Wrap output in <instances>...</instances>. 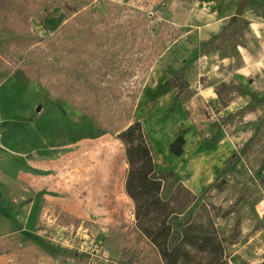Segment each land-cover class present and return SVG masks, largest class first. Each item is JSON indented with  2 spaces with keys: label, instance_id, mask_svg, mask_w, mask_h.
<instances>
[{
  "label": "rangeland",
  "instance_id": "rangeland-1",
  "mask_svg": "<svg viewBox=\"0 0 264 264\" xmlns=\"http://www.w3.org/2000/svg\"><path fill=\"white\" fill-rule=\"evenodd\" d=\"M188 1L193 14L205 3ZM207 1L230 18L249 0ZM171 5L0 0V211L19 231L32 219L38 232L1 240L0 253L24 249L19 257L29 259L35 245L45 253L39 264L45 257L49 264H165L145 230L166 221L174 233L185 224L202 236L216 233L227 264H264V114L222 108L212 126L196 131L200 122L181 105L195 94L201 57L215 45L208 51L188 30L158 20ZM143 16L154 20L135 38L127 26ZM149 35L160 52L153 59L150 45L139 47ZM218 88L222 105L237 100L229 83ZM200 108L204 118L214 115L209 104ZM133 121L148 138L167 205L155 216H138L126 191L119 135ZM179 135L186 144L177 157L169 145ZM188 250V264L204 261ZM11 262L0 260L23 264Z\"/></svg>",
  "mask_w": 264,
  "mask_h": 264
},
{
  "label": "crops",
  "instance_id": "crops-1",
  "mask_svg": "<svg viewBox=\"0 0 264 264\" xmlns=\"http://www.w3.org/2000/svg\"><path fill=\"white\" fill-rule=\"evenodd\" d=\"M203 1L205 3L202 9L197 14H193L192 10L190 11L186 7L189 6L188 0H170L173 10L167 13L165 17L159 16L158 19L167 21L177 28L188 30L186 34L190 35L195 43L207 44L208 51L215 45L216 51L203 53L201 57L199 86L195 83V94L181 105L183 111H188L193 116L191 119L197 123L200 122L199 128H196L198 132L212 126L216 111L222 108L223 110L235 109L236 105L241 104V107H252V109H248V114H264V0H249L246 9L238 14L237 12L232 14L230 18L237 17L238 20L230 27L228 25L230 18L227 17L226 13L222 14L220 10L215 9L211 4L212 2ZM242 22L243 26H241ZM227 29H235L238 32L233 33V37L228 38L225 34ZM226 82L232 86L233 93L237 95L235 101H238H232L229 106L222 105L218 88L221 83ZM203 104H209L211 113L214 112L213 116L203 117L200 108ZM32 225L33 220L31 219L19 231L17 223L12 217L4 211H0V241L21 234L22 236H29L31 232L37 234V231L31 229ZM31 247H34L35 251L30 252L32 254L29 259L27 256L25 259L19 257L26 252L23 249L21 250L22 254L15 253L16 251L1 252L0 260L12 258L11 263L16 261V263L21 262L23 264H39L40 258L45 253L35 245ZM30 251L32 250L30 249ZM44 259L47 261L46 264L50 263L46 257Z\"/></svg>",
  "mask_w": 264,
  "mask_h": 264
},
{
  "label": "trees",
  "instance_id": "trees-1",
  "mask_svg": "<svg viewBox=\"0 0 264 264\" xmlns=\"http://www.w3.org/2000/svg\"><path fill=\"white\" fill-rule=\"evenodd\" d=\"M152 20L154 19L146 16L137 17L136 21L129 23L126 32L135 33L136 38ZM159 35L160 32H157L156 36L160 40ZM148 45L151 47L150 57L153 59L160 52L157 43L150 35L146 40L141 39L139 47L141 51H144ZM129 49H133L132 46H129ZM163 49H167V46L164 45ZM124 126L126 127L123 128L119 138L125 147L126 160L129 165L126 182L127 194L135 202L138 216H155L158 212L165 211L167 205L159 196L161 182L154 176L153 152L140 122H125ZM184 146L185 138L179 135L169 145V151L172 155L180 157L184 152ZM193 228L192 225L185 224L174 233L171 224L160 221L145 231L153 239L165 264H188L190 247L204 253V261L200 264H227L221 238L216 233L202 236L201 231Z\"/></svg>",
  "mask_w": 264,
  "mask_h": 264
},
{
  "label": "water",
  "instance_id": "water-1",
  "mask_svg": "<svg viewBox=\"0 0 264 264\" xmlns=\"http://www.w3.org/2000/svg\"><path fill=\"white\" fill-rule=\"evenodd\" d=\"M40 110H41V107H38V108H37V111L39 112Z\"/></svg>",
  "mask_w": 264,
  "mask_h": 264
}]
</instances>
